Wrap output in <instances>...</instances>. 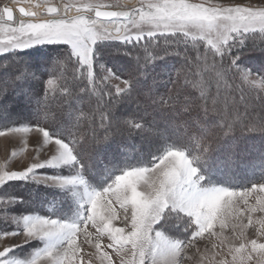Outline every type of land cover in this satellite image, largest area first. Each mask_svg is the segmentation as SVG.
<instances>
[{
	"label": "snow or ice",
	"instance_id": "obj_1",
	"mask_svg": "<svg viewBox=\"0 0 264 264\" xmlns=\"http://www.w3.org/2000/svg\"><path fill=\"white\" fill-rule=\"evenodd\" d=\"M12 2L17 3L18 0ZM34 7L37 10L20 7L19 13L27 19L19 21L14 20L11 7L0 9V55L15 54L44 44L70 46L66 59L72 61L75 58V63L79 66L77 79L86 77L87 81L86 85L80 88L81 93L95 94L98 84L106 82L110 77L122 82L123 87L120 84L114 86V93L111 90H101V99L103 95L109 97L106 103H110L115 96L119 98L117 102L126 100L139 104V100L147 96L155 105L156 97L148 85L147 65L153 60L164 59L169 55L170 46H187L191 42L195 48L198 41L204 42L205 48H210L214 56L223 60L234 47H242L247 40L257 36L264 37V7L206 6L192 0H140L139 7L128 8L120 3L104 5L88 0L75 8V15H69V5L60 8L37 4ZM106 42H120L133 47L139 44L148 53V58L135 72H129L128 79H123L108 69V75L98 80L94 75L93 65L100 55L101 47L107 46ZM157 49L162 50L163 56ZM184 58L188 70L191 71L195 67L197 76H200L202 71L215 72L218 89L219 80L235 69V74L242 76L243 82L264 101V75L257 81L251 69L239 66V57L232 58L227 68L218 67L213 61L203 69L199 61L204 60L206 63V55L198 52L195 64L189 62L186 53ZM137 62L139 63V58ZM19 66L35 77L27 62L21 59ZM99 66L104 69L103 64ZM141 76L144 79H141ZM47 83L52 85L53 81L49 79ZM198 83L200 86L205 84L203 77ZM144 89H148V92L145 93ZM24 95L28 102H31L32 97ZM200 95L207 100L203 87ZM39 102L37 99V103ZM168 102L163 98L160 100V104ZM212 102L214 105L217 103L214 98ZM105 119L107 117L101 113V121ZM134 127L141 129L139 123ZM31 130L29 126L11 127L0 131V136H4L6 132ZM35 130L42 133L45 142L54 139L55 152L49 158L33 163L23 171L0 175V186L7 185L9 181L30 178L62 190L86 185L84 176L79 174L83 165L80 163L82 159L77 148L78 141L75 138L68 139L73 137L72 131L67 130L66 137L64 130L50 132L39 124L35 126ZM190 155L191 153L186 154L181 149L168 148L160 155L153 156L150 165L122 169L102 190L87 192L86 206L82 205L84 211L79 223L69 224L39 215H26L22 219L8 217V222L15 224L16 229L0 232V238L22 236L23 240L20 244L0 250V264H84V257L81 255L83 248L79 243L81 236L84 237V243L97 249L100 264H113L111 255L101 250L99 241L105 232L111 240L107 247L112 248L121 257L120 264H183L185 250L198 237L205 232L217 235L212 231L217 221L221 229L227 227L222 212V199L237 195L236 189L203 183L206 177L201 171L203 166L200 157L189 159ZM43 168H70L75 170V174L44 176L39 180L36 170ZM253 191L264 192V183L253 184L251 188L240 190L244 194L245 203L247 196ZM101 198H104L103 215L97 211ZM14 200L6 198L3 203L11 205ZM113 203H118L124 210L123 219L130 226L128 231L124 227H113L106 222L116 217ZM229 205L230 199L223 200L224 208ZM248 210L251 213H264V198L257 197L256 204ZM5 215L7 216V213ZM174 221L183 222L184 232L187 233L185 238L168 234V224ZM251 223L249 218V225ZM89 225L96 229L95 233L88 230ZM93 236L96 239L94 244ZM240 236H243V232ZM33 240L41 241L43 247L35 250L30 258H9L8 254L13 248ZM249 243L250 248L245 242H241L237 247H230L229 254L233 264H249L254 259L257 264H264V243H258L255 239Z\"/></svg>",
	"mask_w": 264,
	"mask_h": 264
},
{
	"label": "trees",
	"instance_id": "obj_2",
	"mask_svg": "<svg viewBox=\"0 0 264 264\" xmlns=\"http://www.w3.org/2000/svg\"><path fill=\"white\" fill-rule=\"evenodd\" d=\"M116 45L121 48V55L107 57L106 62L109 61V65L119 76L128 79L129 72H135L138 66L144 65L148 53L139 44L133 47L117 42ZM203 50L202 42L199 41L195 48L191 42L187 46L173 45L169 47L170 54L164 59L153 60L147 65L148 85L157 103L154 105L147 96L139 100L146 115L126 111L133 103L126 100L117 102L119 98L115 96L110 103H106L109 97L103 95L101 99V90L107 92L109 89L101 83L98 84L95 94L81 93L80 88L84 87L87 81L76 78L79 76V66L75 63V58L72 61L66 59L68 48L54 53L61 68L57 72L61 83L54 100L43 95L42 83L29 79V73L19 66L21 58L26 57L30 51L0 55V73L5 76L4 81H7L3 82L5 92L0 95L1 100L5 98L12 102L8 103L7 114L17 113L22 116L17 122L5 123L3 116L6 112L0 109V131L12 126L39 124L50 132L64 130L67 137V130L70 129L73 137L68 139L75 138L78 141L77 148L82 159L80 163L83 165L80 172L87 184L97 189L109 184L124 168L149 165L153 156L160 155L168 148L182 149L186 154L191 153L192 157H200L203 166L201 171L206 177L203 181L205 184H220L233 188L246 187L264 180V122H259L260 125L252 124L249 123V114L243 117L239 114L244 111L240 102L253 104L262 100L258 98L257 92L239 82L235 69L219 80V89L213 72L202 71L201 75L197 76L195 67L189 71L184 54L186 53L189 62L195 64L198 52L203 55ZM156 51L163 56L161 49ZM234 57H239L240 67L251 69L259 77L264 75V37L257 36L247 40L242 47H234L229 55L223 60H215V63L218 67L227 68ZM199 64L203 69L207 61L205 63L201 60ZM37 67L41 72L37 76L41 78V74L47 70L46 65L40 64ZM65 71H68V74H65ZM95 76L98 79V75ZM201 77L205 81L203 86L198 83ZM140 78L144 79L143 76ZM229 80L233 84H228ZM202 87L207 100L200 95ZM144 92L147 93L148 89H144ZM24 94L32 97L31 102H28ZM219 94L223 95V100L218 99ZM161 98L169 102L160 104ZM213 98L217 101L215 105ZM247 98L249 101H246ZM47 103H51L49 108ZM111 108L114 114L120 110L126 113L120 120H114L108 113ZM101 113L107 117L103 122ZM129 120L137 121L141 127L152 125L161 137L157 142L159 147L153 150L144 145L147 140L145 133H138L135 128L126 127L125 122ZM84 121L87 129H91L95 124L101 126L95 130L96 133L93 128L85 132L83 125L79 127ZM65 170L67 175V169ZM68 172L73 173V169ZM9 189L16 194L9 197L24 201L25 206L22 207L21 203L20 208L22 214L35 213L62 220L70 219L68 216L76 218L79 214V206L67 192L59 188L37 181L18 180L16 183L1 186L0 192H9ZM16 205L17 203L14 204Z\"/></svg>",
	"mask_w": 264,
	"mask_h": 264
},
{
	"label": "rangeland",
	"instance_id": "obj_3",
	"mask_svg": "<svg viewBox=\"0 0 264 264\" xmlns=\"http://www.w3.org/2000/svg\"><path fill=\"white\" fill-rule=\"evenodd\" d=\"M87 2L88 0H18L17 3H13L12 0H0V9L2 6L11 7L14 12V20L19 21L22 18L18 17L19 11L17 10V7H25L26 9L32 8V10H36L34 6L37 4L57 6L60 8H63L64 5H69L71 6V9L75 10L76 7L81 6L82 4L87 3ZM94 2L101 3L104 5H112V4L120 3V4L126 5L128 8L133 7V6L135 7L140 6V0H132V1H129V0H94ZM192 2L204 3L206 6L220 5V6L228 7V6L241 5V6L253 7V8L264 7V0H192ZM112 10H117V9H112ZM75 14H72V15H75ZM116 44L117 42H106L107 46L101 47L100 55L96 59L93 65L94 75L95 74L98 75V80H102L104 76L108 75V72H107L108 69H111L112 72H114L111 66L109 65V61L106 62V59L107 57H112L114 55L116 56L121 55V48H117ZM122 45H125V44H122ZM202 45L204 47L203 55H206L208 58L207 65L210 66L211 63L215 60L219 61L220 58L214 56L213 50H211L210 48H205L204 42H202ZM62 48L63 50H66L68 48V50L70 51V46L62 45V44L37 45L35 47H31V48L23 50V51L31 52L26 57L21 58L23 61L27 62L31 66L32 72L35 73V77L28 74L29 79H35L38 81V83L40 82L42 83V88H43V93H44L43 95H45L48 99H53L56 95V92L59 90V87H60L61 79L58 75L59 73L57 74V72L61 68H60V64L58 60L54 56V53H57V51H60ZM40 64H45L47 68L46 72L41 74V78L37 76L38 74L40 75L41 73L37 67ZM100 64L104 65V69L100 68L99 66ZM241 68H245V67H241ZM114 73L118 75V73L116 72ZM213 73L215 74V72ZM61 74L63 73L61 72ZM65 74H68V71H65ZM252 75L256 77L257 81H259V76L257 74L253 72ZM237 76L239 78V82L249 87L247 83L243 82L242 76L240 75H237ZM4 78L5 76L0 73V95L1 96L5 92L4 85H3V82L5 83ZM64 78L67 79V77H64ZM49 79L53 81L52 85H48L47 81ZM80 80L86 81V77L80 78ZM116 84H120V86L123 87V84L120 80H116L111 77L106 82L101 83V85H106V88L111 90L113 93L115 92L114 86ZM228 84H233V83H231L229 80ZM257 88H259V84H257ZM1 98L2 97H0V104H1L0 109L6 112L7 107H9L8 103H12V102L9 99H5L4 97H3L4 98L3 100H1ZM218 99L223 100V95L219 94ZM53 100H51V103H52L51 106H53ZM246 101H249L248 98L246 99ZM51 103H47L48 108L50 107ZM239 104L244 109V111L239 113L240 116L241 117L248 116V114L251 116V118H249V123L260 125L259 122H264V103L263 101L256 102L253 104L247 103V102L242 104L240 102ZM132 105L133 106L129 110H126V111L137 112L139 114L146 115V113L142 109L141 103L139 104L133 103ZM108 113L111 115V118L112 117L114 118V120H120L123 114H125L126 112L120 110L119 113L114 114L113 109L111 108L109 109ZM236 116H239V115H236ZM3 117H4L3 121L7 123V122H17L19 121V119H21L22 116H19V114L17 113L13 115V114H7L6 112L4 113ZM135 124H137V121L129 120L126 124V127L128 126V127L135 128L134 127ZM24 126H29L32 128V130L28 132H24V131L6 132L4 136H0V175H3L7 172H12V171H23L25 168H27L31 164L36 163V162H41L44 159L49 158L55 152L54 139L48 142H45L42 133L36 131L35 126L19 125V126H12V127L21 128ZM80 126L84 128L83 131L85 132H87V130H92L93 128L94 133H96L95 130L99 129V126L101 125L97 126V124H95L93 125L91 129H89V127L87 129V124L84 121V123L83 124L81 123L79 127ZM135 130L138 133H141V132L145 133L146 135L145 138H147V140H146V144L144 145L149 146V148L153 150L159 147L157 142L161 140V137L158 136L159 134L154 129V127H152V125H149L148 127L146 126L141 127V129L135 128ZM188 158L192 159L193 157L192 155H190ZM65 169H67V173H68L67 175L75 174L74 169H73V173L68 172L71 170L70 168H64V169L43 168V169L36 170V176L39 180H42L44 176H53L57 174L66 175ZM79 174H81L80 170H79ZM114 178L109 182V184L114 180ZM16 181L18 180H15V182L9 181L7 183H16ZM25 181H37V180L30 178V179H25ZM261 183H264V180L254 182V184H261ZM41 184H44V183H41ZM44 185L50 186V187H56L50 184H44ZM252 185L253 184L248 185L246 187L235 186L232 189H236L237 195H234L231 198L224 197L222 199V212L225 215L227 227H225L224 229H221L219 226V221H217L215 227L212 229V231L217 233V235L213 236L210 232H205L201 237H198L193 242V244L190 245L185 250V253L183 254V264H233L232 256L229 254L230 247L234 248V247L239 246L241 242H245L246 244H248L250 248L251 245L249 242L253 239L257 240L258 243H264V213H260V212L251 213L248 210L250 206H254L256 204L257 197L264 198V192H260V191L251 192L247 196V203L244 202V199H243L244 194L240 192L241 189L251 188ZM209 186L227 187L225 185L223 186L220 184H209ZM103 188L97 189V188L91 187L87 184V181H86V185H83V186L78 185L75 187H69V188L63 189V191L67 192L71 196V198L73 199V202L76 203L77 206H79V214L76 218L68 216V218L70 219H66V220H62L58 218H50V219L59 220L61 222H65L69 224L79 223L82 217L83 211H84V207H82V205L86 206L87 192L92 191V190L100 191ZM228 188H231V187H228ZM11 194L16 196V194H13L12 189H9V192H6V191L0 192V232L13 231L16 229L15 224L8 222V217L10 216H14L17 219H22L26 215H38L35 213H25V214L20 213L21 211L20 208L22 206L21 203L23 204L22 207L25 206L24 201H21L20 199L14 198L15 200L11 205L3 203V201L6 198H8L9 195ZM229 199H230V205L227 208H224L223 200H229ZM15 203H17L16 206H14ZM103 203H104V198H101L100 201H98V206H97V211L100 212V214L102 215L105 214L103 207H102ZM113 208L116 213V217L106 222L110 223V226L124 227L125 230L128 231L130 226H128L127 222H125L123 219L124 210L120 207L118 203H113ZM5 213H7V216L5 215ZM130 213H131V206L129 205V213H128L129 216H130ZM41 217H45V216H41ZM249 218L252 221L250 225H249ZM88 230L93 233L96 232V229L92 228L91 225H89ZM168 230H169V233H168L169 235L179 236L180 238H185L187 236V233L184 232V224L182 221L170 222L168 224ZM241 232H243V236H240ZM237 237H240V238L237 239ZM22 240H23L22 236L2 237L0 238V250H3L4 247H8L13 244H20ZM92 241H93V244L96 242L95 236H93ZM99 242L101 244V250L107 251L111 255L113 264H120L121 257L118 256L117 253L112 248L107 247V245L111 243V240L109 239V234L105 232L100 237ZM79 243H81V246L83 248L81 255L84 257V264H89V261H90V264H100L99 252L97 251V249L91 244L84 243L83 236L80 237ZM41 247H43V244L41 241L33 240L30 243H26V244L21 245L20 247L13 248L12 251L8 255H9V258H13V259H16V258L28 259L31 257V255L33 254L35 250ZM249 264H257V262L254 259L253 261L249 262Z\"/></svg>",
	"mask_w": 264,
	"mask_h": 264
},
{
	"label": "bare ground",
	"instance_id": "obj_4",
	"mask_svg": "<svg viewBox=\"0 0 264 264\" xmlns=\"http://www.w3.org/2000/svg\"><path fill=\"white\" fill-rule=\"evenodd\" d=\"M129 1H132V0H129ZM75 13H76L75 10L74 9H71V11L69 12V15H72V14H75ZM18 17L19 18H22V19H27L26 17H22L21 14H19V13H18Z\"/></svg>",
	"mask_w": 264,
	"mask_h": 264
},
{
	"label": "water",
	"instance_id": "obj_5",
	"mask_svg": "<svg viewBox=\"0 0 264 264\" xmlns=\"http://www.w3.org/2000/svg\"><path fill=\"white\" fill-rule=\"evenodd\" d=\"M5 7V6H2L1 9ZM20 7H17V10L19 9ZM107 10H112V9H107ZM13 16H14V12H13Z\"/></svg>",
	"mask_w": 264,
	"mask_h": 264
}]
</instances>
